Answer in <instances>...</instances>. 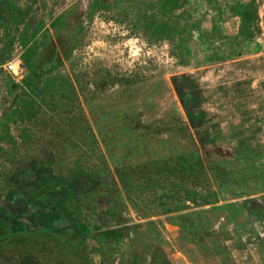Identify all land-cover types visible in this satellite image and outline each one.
Here are the masks:
<instances>
[{
	"label": "rangeland",
	"instance_id": "374dc122",
	"mask_svg": "<svg viewBox=\"0 0 264 264\" xmlns=\"http://www.w3.org/2000/svg\"><path fill=\"white\" fill-rule=\"evenodd\" d=\"M93 1L0 0V202L15 188L9 180L13 170L40 145L47 144L62 155L66 173L79 170L114 176L89 201V215L101 220L95 229L98 241L83 240L80 235L84 237L87 229L74 222L79 245L69 246L64 238L36 229V234L17 235L2 251L4 257L28 251L44 264H159V259L170 264L189 263L187 259L191 264H221V260L206 257L204 244L173 240L165 229L171 226L168 217L201 211L203 199L212 202L216 198L215 179L200 156V142L192 138L188 170L180 167L179 159L137 158V152L128 149L142 140L152 146L165 145L154 147L150 153L154 156L174 153L167 148L174 143L175 153L188 149L193 131L187 126L173 79L192 83L187 85L190 89L196 87L198 113L205 119L207 111V121L213 119V124V107L205 103L214 100L221 83L231 81L230 74L234 79L247 76L251 85L264 89V0H245L254 2L257 13L253 36L248 39L236 32L233 14H209L203 0H181L184 5L172 14L161 9L165 0H98V9L90 13ZM216 3L209 5L216 10ZM38 27L40 31L33 36ZM25 34L28 46L35 49L31 63L39 79L34 91L10 87L11 82L21 85L26 70L15 82L3 69L15 55L21 58ZM257 52L261 56L256 62L245 61L244 75L240 76L238 62L227 63ZM121 77L143 78L140 92L121 93L116 83ZM151 90L158 92L151 94ZM92 91L104 102L103 117L96 126L88 123L85 105ZM30 103L33 106L27 110ZM21 112L24 119H20ZM64 123L70 125L68 131ZM121 129L128 131L123 134L131 141L113 142V154L134 169H139L140 160L151 163L143 173L133 174L138 190L123 187L109 155L99 147H103L100 133L111 135ZM24 136L30 142L23 145ZM206 148L211 151V146ZM150 221L162 222L156 226L159 232L148 228ZM3 224L0 221V238L11 234L5 232L9 224Z\"/></svg>",
	"mask_w": 264,
	"mask_h": 264
},
{
	"label": "crops",
	"instance_id": "0c3cea01",
	"mask_svg": "<svg viewBox=\"0 0 264 264\" xmlns=\"http://www.w3.org/2000/svg\"><path fill=\"white\" fill-rule=\"evenodd\" d=\"M203 1L207 5V9H205L207 13L220 15L232 14L230 6L234 3L233 1L245 2V0H232L233 3L231 0ZM213 1L217 2L216 10L212 5H209V2L214 4ZM231 18L237 21L235 23L237 32L239 18L236 15H232ZM260 56L261 53L257 52L227 63L238 62L239 71L242 72H239L241 76L247 72L243 67L247 65L245 61L251 59L256 62L255 58ZM245 77L247 76L234 79L230 74L231 81L221 83L214 100L205 103L206 106L213 107L214 113L211 114L214 116L215 123H212V119L209 121L211 122L209 125L207 119L210 115L204 111L206 116L205 119L203 118L204 123L202 124V128L209 129L210 139L214 140V144L209 145L213 152V159L218 160L222 156V169L225 173V175L217 177L213 187L216 198L212 200V203L204 204L199 208L205 213L199 219L202 234L205 237L204 252L208 254H206L207 258L213 257L217 261L221 260V264H264V89L260 86L254 87L251 85L250 79L246 81ZM254 84L257 86L256 82ZM195 90L194 86L190 91L196 100L197 90ZM194 108L196 111L199 110L196 101ZM207 109L209 111L208 107ZM187 126L193 133H190L188 139V149L182 152L175 153L174 143L171 147L169 145L167 147L172 148L174 153L154 156L150 154L155 150L154 147H164L165 145L158 142L152 146L150 141L145 140L131 143V147L127 149H134L137 152L134 156L137 158H164L163 160L180 157L191 158L192 138L197 142L198 139L188 119ZM123 140L124 142L131 141V138L125 136ZM99 147L103 150L101 144ZM197 147L200 156L205 159L201 145ZM127 155L132 157V155ZM150 164L148 161L140 160L139 165L136 162L135 166L138 165L140 169L137 171L143 173V168L149 167ZM160 165L163 166V164ZM230 173V176L226 175ZM214 209H217L215 213H213ZM53 217L57 220L59 216L54 215ZM165 229L169 232V236L174 238L173 240L183 241L179 227L165 225ZM208 246L211 248L209 249ZM178 255L180 254L178 253ZM182 258L187 262L185 255H182ZM187 260L190 263V259Z\"/></svg>",
	"mask_w": 264,
	"mask_h": 264
},
{
	"label": "flooded vegetation",
	"instance_id": "af4514ba",
	"mask_svg": "<svg viewBox=\"0 0 264 264\" xmlns=\"http://www.w3.org/2000/svg\"><path fill=\"white\" fill-rule=\"evenodd\" d=\"M142 81L143 78L141 77L135 79L121 77L116 80V83H118L121 93H127L129 91L140 92L139 89L142 87ZM156 90H151V94H156L158 92ZM190 90L189 87H186L183 90L186 96L184 95L183 97L189 105L190 111H196L193 101L194 95ZM102 100L103 97L101 96L100 100V96H96V93H93V91L91 96L85 99L89 117L88 123L90 125L96 126L100 117H103L104 102L102 103ZM136 100H139L138 97ZM62 127L68 131L70 125L64 123ZM198 128L206 130L202 129V124ZM123 131L126 132L127 130L113 131L114 133H111V135L100 133L101 141L105 143L103 144L104 153L109 155L115 175L118 178V174L127 168V173L133 175L132 166L128 167L123 164L120 161L119 155L113 154V148H115L113 147V142L116 143L123 140L126 136V134H123ZM115 132L119 134H115ZM71 136L74 137L75 135L71 134ZM51 148L46 144L40 145L39 148L31 149L32 151L25 161L13 170L14 172L11 174L9 180L12 181L15 188L0 202V221H2V224L4 223L3 225L9 224V228L5 232L36 231V229L41 228L48 229L49 231L57 230L64 235H75L78 237L75 229L76 226L74 225V222H76L83 223L82 226L87 229L83 235L89 233L95 235V229L100 226L101 220L89 215V201L90 198H94V191L102 185L110 184L114 176L100 177L96 172L84 174L79 170L66 173L64 168L61 167L63 165L62 155H59ZM137 170L138 168L135 169V172H138ZM66 213H72L71 218L75 219L66 216ZM54 215L59 216L57 220L54 219ZM80 236L83 237L82 235Z\"/></svg>",
	"mask_w": 264,
	"mask_h": 264
},
{
	"label": "trees",
	"instance_id": "16d2710c",
	"mask_svg": "<svg viewBox=\"0 0 264 264\" xmlns=\"http://www.w3.org/2000/svg\"><path fill=\"white\" fill-rule=\"evenodd\" d=\"M98 3H99L98 0H94L89 5L90 13H93L98 9V5H97ZM183 5H184V1H181V0H165L161 5V9H163L164 13L172 14L175 9H178V8L182 7ZM230 11L233 15H236L239 18V21H240L239 30H238L239 37L244 38V39L251 38L253 36V30L252 29L254 27L255 20L257 18V13H256L254 2H252V1L247 2V3L235 2L230 6ZM52 26L54 27L55 25L53 24ZM41 27H38L32 33V35L35 36L40 31ZM26 36H27V34H25V36H23V38H21V44H22V47L24 49V51L21 55V58H22L21 60H22V64H23L25 70L27 71V75L22 79L21 85H17V84H14L13 82H11L10 87H15V88H20V89L28 88L30 91H34L35 81H37L39 79V77L36 75L34 67L31 63L32 58L35 54V52H34L35 49H34V47L28 46V39L29 38H26ZM241 42H246V41H241ZM172 82H173V85L175 87L176 92L179 94L178 95L179 100H180V102H181V104L185 110V113L187 115L189 123H190L191 127L193 128L195 135L197 136L198 141L201 144L202 152L205 154V161H206L207 168L209 169V171L213 175L215 182H216V179L218 176L223 175V174L225 175V173L222 169L223 166L221 163V161L223 159L221 156V157H219L218 160H214L213 159V152L212 151H210V152L206 151V148H204L207 145H213L214 144V140L210 139L209 129L200 130L198 128L199 125L204 123V121H203L204 115L202 113H198V111H190L189 105L187 104V102L185 101V98L183 97L185 95L183 90L186 87H188L189 85L191 86L192 83H189V85H188L186 83L181 82L180 79H173ZM187 95H189V93H187ZM193 101L195 104L196 100L193 99ZM32 106H33V103L32 104L30 103L25 108L28 110V109H31ZM22 114L23 113L21 112L20 113V119L25 118L24 115H22ZM3 128L6 129L5 125H3ZM202 129H204V128H202ZM4 137H6V136H4ZM4 137H2L3 140H4ZM28 142H30V138L28 136H24L22 144L23 145L28 144ZM103 144H105V143L103 142ZM177 159H179V161H181V162H179V165L183 169L188 170V168H190L192 166V163L190 160L191 158L186 159V158L180 157ZM127 169L122 171V173L118 174L120 181H121V184H123V187H125V188L129 187V188L138 190L139 186L135 184L136 181H132L133 175H129L127 173ZM131 170H132L133 174H136L135 169L133 167ZM226 175L230 176L231 173L226 174ZM227 180H230V179H227ZM152 181H153V178H152ZM154 183L157 184L156 181H154ZM140 188H143V186H140ZM186 194L188 196H190L191 193L186 192ZM202 203L203 204H210L212 202H209V200H207V199L206 200L203 199ZM216 210L214 209L213 213H215ZM204 214L205 213L203 211H197L194 213H186L183 215H179L177 218L168 217L166 219V221L171 226H176V227H179L181 229L182 239L185 242L200 245V244H205V237L202 234V229H201L200 222H199L200 216H203ZM160 224H162L161 221H158L157 223L151 222V221L146 223L148 228L154 232H159L158 228L156 226L160 225ZM37 230L40 233L54 234L57 237H62V238H64L63 241H65V243L69 246L79 245L78 240L80 238L75 236V235H71V236L68 235L67 237H64L63 236L64 234H62L61 232H59L57 230L49 231L48 229H41V228H38ZM38 232H35V231H18L15 233L11 232L10 235L3 237V238H0V259L2 260V263H0V264H44L41 259L37 258L34 254H32L31 252H28V251H23L19 255H17L16 257H8L7 259L4 257L5 256L4 252H2L10 244V242L14 241V238L17 235H24V237H26L28 235L36 234ZM65 233H68V232H65ZM69 234H71V233L69 232ZM98 236L103 237L102 234H98ZM87 237L93 239L94 241H98L97 239H99L98 237H96V235H94L92 233H89V234H87L81 238L83 240H85ZM120 238H121V236L117 237V239L113 240V241L115 242V241L119 240ZM22 241H24V239ZM77 242H78V244H77ZM107 244L110 245V242L107 241ZM159 260H160L159 264H170L165 259H159Z\"/></svg>",
	"mask_w": 264,
	"mask_h": 264
},
{
	"label": "built area",
	"instance_id": "2783aa9c",
	"mask_svg": "<svg viewBox=\"0 0 264 264\" xmlns=\"http://www.w3.org/2000/svg\"><path fill=\"white\" fill-rule=\"evenodd\" d=\"M3 69L15 82L21 80L25 72V68L19 55H15L11 60L6 62Z\"/></svg>",
	"mask_w": 264,
	"mask_h": 264
}]
</instances>
